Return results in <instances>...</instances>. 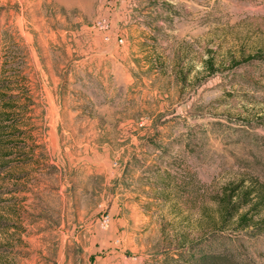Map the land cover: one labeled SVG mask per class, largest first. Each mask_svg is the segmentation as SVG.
<instances>
[{"label":"rangeland","instance_id":"1","mask_svg":"<svg viewBox=\"0 0 264 264\" xmlns=\"http://www.w3.org/2000/svg\"><path fill=\"white\" fill-rule=\"evenodd\" d=\"M263 57L264 0H0V264H163L220 232V197L264 185Z\"/></svg>","mask_w":264,"mask_h":264},{"label":"trees","instance_id":"2","mask_svg":"<svg viewBox=\"0 0 264 264\" xmlns=\"http://www.w3.org/2000/svg\"><path fill=\"white\" fill-rule=\"evenodd\" d=\"M264 58V57H263ZM253 57L246 60L250 61ZM189 71L187 72V75ZM186 78V75L183 76ZM182 77V78H183ZM183 78V80H184ZM4 82L0 85V170L8 166L3 163L1 156H8L7 151L2 152L4 148H17L18 143L5 141L4 138L12 135V129L18 123L17 119H13L14 114L11 113L17 107L11 103L12 97L6 95L3 91ZM13 124V125H11ZM6 133V134H5ZM17 134H22L17 132ZM17 156V155H16ZM2 160V161H1ZM260 188V189H259ZM239 188H229L223 196L220 197L218 205L220 208L221 229L220 232H211L208 236L203 237L196 243H192L189 248H183L177 253L176 258L162 261L163 264H240L239 261L232 260L230 253L226 249L225 243L228 240V233L225 231L227 225L234 222L236 230L247 231L256 230L264 232V217L255 218L253 212H256L261 205H264V185L246 188L239 193ZM222 230V231H221ZM227 250V251H226ZM228 252V253H227Z\"/></svg>","mask_w":264,"mask_h":264},{"label":"built area","instance_id":"3","mask_svg":"<svg viewBox=\"0 0 264 264\" xmlns=\"http://www.w3.org/2000/svg\"><path fill=\"white\" fill-rule=\"evenodd\" d=\"M106 220H107V218H106Z\"/></svg>","mask_w":264,"mask_h":264}]
</instances>
